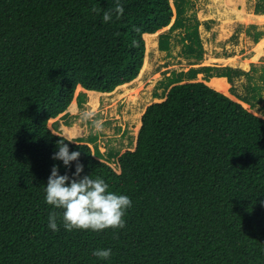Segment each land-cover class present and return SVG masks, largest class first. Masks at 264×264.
Masks as SVG:
<instances>
[{
  "label": "trees",
  "instance_id": "trees-1",
  "mask_svg": "<svg viewBox=\"0 0 264 264\" xmlns=\"http://www.w3.org/2000/svg\"><path fill=\"white\" fill-rule=\"evenodd\" d=\"M173 15L170 0H0V264H264V117L181 72L133 150L103 160L48 126L78 86L134 80Z\"/></svg>",
  "mask_w": 264,
  "mask_h": 264
},
{
  "label": "rangeland",
  "instance_id": "rangeland-1",
  "mask_svg": "<svg viewBox=\"0 0 264 264\" xmlns=\"http://www.w3.org/2000/svg\"><path fill=\"white\" fill-rule=\"evenodd\" d=\"M170 2L173 18L154 38H147V66L142 73L140 71V78L138 75V79L130 81L126 87H116L110 94L92 95L82 88L76 89L74 104L49 120L48 126L54 133L73 141L82 138L94 154L99 149L103 160L108 159L111 151L133 150L147 108L166 98L169 89L176 84L172 79L181 72L185 75L180 83H212L217 82L212 80L214 77L226 78L227 95L264 117V13L257 11L259 6H264V0ZM178 4L183 8L179 16ZM178 18L183 25H174ZM195 31L200 45L194 41ZM163 38L169 40L168 50L160 48ZM190 45L193 51L189 50ZM205 67L211 69L206 71ZM227 68L239 73L233 72L231 79L217 76ZM191 69L201 71L191 79ZM81 97L83 101L79 104ZM92 135L98 136L95 142H90ZM110 164L120 172L118 163Z\"/></svg>",
  "mask_w": 264,
  "mask_h": 264
},
{
  "label": "bare ground",
  "instance_id": "bare-ground-1",
  "mask_svg": "<svg viewBox=\"0 0 264 264\" xmlns=\"http://www.w3.org/2000/svg\"><path fill=\"white\" fill-rule=\"evenodd\" d=\"M156 34H157V32L156 33H154V34H146L144 37H145V40L148 38L149 40L151 39V38H154L155 36H156ZM148 39L146 40V43H147V45H146V47H147V50H146V52L148 51ZM155 45V44H154ZM147 59V58H146ZM146 59H145V63H144V66H143V69H142V71L146 68V66H147V64H146ZM142 71H141V73H142ZM138 78H140V75H139V77ZM138 78H136V79H138ZM135 79V80H136ZM212 80L213 81H217V82H212V83H210V82H207L208 84H209V86L210 87H213V88H215V89H217L218 91H221V92H224L225 94H228V88H229V84L227 83V80H226V78H212ZM126 85L127 84H124V85H121L122 87H126ZM121 86H118V87H121ZM117 87V88H118ZM78 88H82V89H84L83 87H81V86H78L77 87V89ZM84 90H86V89H84ZM78 91V90H77ZM88 93H90V94H92V95H102V94H110L111 92H109V93H102V92H97V91H92V90H86ZM113 92V91H112ZM89 94V95H90ZM91 95V96H92ZM90 97V96H89ZM92 98H93V96H92ZM72 104H74V100H73V102H72ZM72 106V105H71ZM137 128H139V124H138V126H137ZM68 132H71L70 130L68 131Z\"/></svg>",
  "mask_w": 264,
  "mask_h": 264
},
{
  "label": "water",
  "instance_id": "water-1",
  "mask_svg": "<svg viewBox=\"0 0 264 264\" xmlns=\"http://www.w3.org/2000/svg\"><path fill=\"white\" fill-rule=\"evenodd\" d=\"M209 85V84H208ZM213 88V87H212ZM215 89V88H214ZM217 90V89H216ZM224 93V92H223ZM225 94V93H224ZM227 95V94H226Z\"/></svg>",
  "mask_w": 264,
  "mask_h": 264
}]
</instances>
